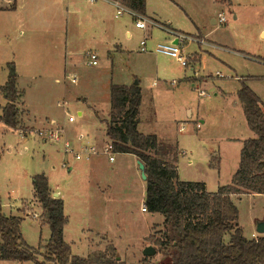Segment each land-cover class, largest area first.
<instances>
[{"label":"rangeland","instance_id":"1","mask_svg":"<svg viewBox=\"0 0 264 264\" xmlns=\"http://www.w3.org/2000/svg\"><path fill=\"white\" fill-rule=\"evenodd\" d=\"M91 1L0 0V88L7 82L8 64L14 63L23 94V100L16 102L23 115L20 130L0 121V208L8 216L22 218V237L30 247L45 246L51 230L43 223V210L34 200L32 187L33 177L45 174L53 191L65 201L69 221L64 235L74 256L87 258L115 247L118 260L138 264L145 248L153 246L156 252L151 258L156 263L168 262L154 244L163 238V216L142 212L146 182L135 158L114 153L110 161L102 153L109 144L102 120L108 118L110 84H127L133 78V83L139 81L140 86L152 89L154 82L173 84L184 76L208 80L201 87L206 97H198L194 106L205 121L198 136L204 146L196 149L187 136L177 146V123L168 103L156 106L161 111L157 124L142 127L166 136L180 155L183 149L192 151L193 165L187 164L190 154H177L181 181L204 183L208 192H217L232 183L244 141L256 137L237 97L241 79H246L264 106V0H238L242 6L230 8L219 7L216 0H146L149 17L172 23L188 35L207 34L209 43L201 46L186 36L187 68L156 53L157 46L166 43L164 31L154 27L147 33L136 28V19L128 12L116 18V6ZM97 9L101 10L99 18ZM219 13L228 22L213 26L212 19ZM121 24L118 47L111 46L114 29ZM147 34V51L142 52L140 43ZM66 46L67 69L63 63ZM90 49L99 53L98 66L87 64L85 53ZM195 53L201 54L200 59L195 60ZM5 105L0 92V114ZM70 117L75 120L70 122ZM46 129H61L60 141L40 138L38 132ZM66 141L74 154L65 153ZM92 147L98 154L87 159L84 151ZM204 149L213 152L208 162ZM77 152L84 155L77 159ZM71 166L73 171H69ZM234 202L244 235L260 236L257 228L264 222V195H246ZM39 260L44 261L43 255ZM0 264L36 263L0 260Z\"/></svg>","mask_w":264,"mask_h":264},{"label":"trees","instance_id":"2","mask_svg":"<svg viewBox=\"0 0 264 264\" xmlns=\"http://www.w3.org/2000/svg\"><path fill=\"white\" fill-rule=\"evenodd\" d=\"M117 1L138 16H146V0ZM9 76L0 92L7 101L0 121L12 130H20L22 112L16 102L23 97L18 88L14 63L8 64ZM237 95L255 138L244 141L239 168L232 183L215 193L204 183L179 179L178 150L161 142L156 135H144L139 129L142 102L140 82L131 86L111 85V110L106 135L116 154H131L145 166L148 213L163 216V238L154 240L159 253L170 261L156 263L144 257L138 264H264V235L247 238L239 223L234 198L264 195V106L261 98L241 79ZM24 113V112H23ZM35 198L43 210L44 224L51 238L38 249L22 237V218L6 216L0 208V260L46 264H128L118 260L117 249L95 252L87 258L74 256L65 240L64 200L54 198L45 174L32 179ZM43 250V252H41ZM43 255L44 261L39 260Z\"/></svg>","mask_w":264,"mask_h":264},{"label":"crops","instance_id":"3","mask_svg":"<svg viewBox=\"0 0 264 264\" xmlns=\"http://www.w3.org/2000/svg\"><path fill=\"white\" fill-rule=\"evenodd\" d=\"M68 1L72 2V0H68ZM96 1L97 0L91 1V2H96ZM103 1L106 4H109L111 7L116 6V4L113 1H110V0H103ZM57 2H58V0H53V3H57ZM216 2L219 4V7H222V8L236 7L237 5L240 7L242 6V4L238 0H216ZM14 5L15 4L13 3L12 6H14ZM6 10H8V8ZM126 12H128L130 14V16H132V18H135L136 21L138 20L139 16L136 15L135 13H133L132 11L127 9ZM124 13H123V15H124ZM100 14H101V10L97 9L96 15L98 18L100 17ZM221 14L222 13H219L218 18L215 17L212 19V25L213 26H218L219 17ZM115 17L119 18V17H117V12H116ZM144 18L148 21L146 29L145 30L140 29L137 26H136V28L143 30V31L148 33V30L150 32L151 29H153L154 27H157V28H159L165 32L164 37H165V39H167L165 42L178 44L177 35H185V36H189V38L193 39V42L199 43L200 46L203 44L206 45L207 43H209L207 40V34H205V32L199 31L196 34H193V35L189 34L188 35L185 32H182L181 30H178L177 28L173 27L172 23H163V22H160L159 20H157L156 18L149 17L148 15H146ZM235 19H237L236 15H235ZM227 22H228V20H227ZM121 29H122V24L114 29V34L112 35L113 37L110 40L111 46H117L118 47V44L120 41L119 37H120ZM128 35H130V34L128 33ZM145 38L148 40L150 38V35L147 34L145 36ZM195 38H197L198 41L195 40ZM67 42H69V38H67ZM185 45H188L187 41L184 44H182V46H181L182 52H184V50H185V48H184ZM68 49L69 48L66 46L65 56L63 57V63L65 66V69H67V66L70 64L68 62ZM88 52H95L99 56V53L97 52V50H91L90 49L85 53V55ZM194 55H195L194 57H196L195 60H197V58L200 59V57H201V54H198V53H195ZM164 56H166V55H164ZM167 57H169V56H167ZM169 58H172V57H169ZM172 59H174V58H172ZM185 68H187V67H185ZM193 70L196 71L194 69V67H193ZM156 74L158 76H160V68L159 67L157 68ZM195 76H197V73L195 74ZM184 77L185 78L183 79V81H182V79H179L177 82H176V80H174L173 84L168 83V82H166V83L162 82L163 85H161L160 82H158L157 84H156V82H154L153 86H155V88H152V89L144 88V86H140L141 90H142V102H141L140 113H139L138 129L142 134H144V135H156L161 142L168 144L169 143L168 141H170V140H167L166 136L162 137V138H164V139H162L159 136V133L158 134L151 133V131L145 130L142 127V126L149 127L150 123L154 122V121L157 124L160 120V118L158 117V114H161V111L156 106H159L162 103L165 105L168 103L169 104L168 108H169V111L171 113V117H172L173 121L177 123V125H175L177 128V133H179L178 137L176 136L177 137L176 138L177 139V146L178 145L180 146L181 141H185V140H182L181 137L187 136L188 138H190L189 139L190 142L193 145H195L196 147L195 146L194 147L197 149V147L199 145L204 146V144H205L204 140L198 138L202 127L205 125V121L200 118V115L198 113L196 114V112H195L196 110H195L194 106L197 103L198 97L199 98L206 97L207 94L204 93V91L202 90L201 87H202L203 83L208 82V80H205L206 78H204V77H202V78L192 77L193 79L188 78L187 76H184ZM237 78L240 80V77H237ZM133 80H134L133 78L132 79L130 78V82H128L127 84H120V85L131 86V85L135 84V82L133 83ZM56 81L60 82L59 79H57ZM111 85L112 84H110V89H111ZM238 91H237V93H238ZM237 97H238V95H237ZM21 100H23V97L21 98ZM6 103H7V101H6ZM155 107H156V109H155ZM110 110H111V92H110V109L108 112V118L103 119L100 117V119H103L102 120L103 122L109 119ZM148 110H149V112H147ZM96 113H97V111H96ZM79 115H82V112H80ZM105 126H106V124H105ZM182 128H183V130H182ZM109 143H111L110 139H109ZM11 150L12 149L10 148V151ZM204 150H205L204 151V153H205L204 159L208 162L209 161V155L208 154H212L213 152L211 149H210V151H208L206 149H204ZM74 153H75V151H74ZM181 153H182L181 155L183 157H188L190 154V156L188 157L187 164H189V165L194 164L193 159L191 157V155L193 154L192 151L188 152L186 149H183ZM76 155H79V157L76 156V158L80 159L81 155H84V154H83V152L82 153L77 152ZM125 155L132 156L133 158H135L136 163H138L139 160L137 157H135L131 154H125ZM178 155H180V154H178ZM86 156H87V159H89L91 156H94V155H89V156L86 155ZM215 156L216 157H214V159L216 161L219 160V157H217L216 153H215ZM178 159H179V157H178ZM73 170H74V166H71L69 171H73ZM178 170H179V175H181L182 163L180 162V159L178 160ZM32 187H33V185H32ZM51 192L53 194V197L55 194H57L58 197H60V194L53 191L52 188H51ZM33 194H34V198H35L34 188H33ZM34 200H35V202H38L36 200V198ZM64 205H65V201H64ZM25 206H27V205H25ZM64 210H65V206H64ZM6 216H8V215H6ZM64 234H65V231H64ZM253 237H255V235H253Z\"/></svg>","mask_w":264,"mask_h":264},{"label":"built area","instance_id":"4","mask_svg":"<svg viewBox=\"0 0 264 264\" xmlns=\"http://www.w3.org/2000/svg\"><path fill=\"white\" fill-rule=\"evenodd\" d=\"M95 1V0H92ZM116 4L117 7V17H120L123 15L124 12H126L127 8L122 6L119 2L117 1H113ZM147 20L144 17L139 16L138 20L136 21V26L140 29H146L147 27ZM227 23V19L225 16L220 15L219 17V24L223 25ZM177 39H178V44H174V43H170V42H166L163 44H159L156 48V53L158 54H162V55H166L169 57H172L174 59H176L183 67H188V65L190 64V59L188 60V58H186L183 55L182 52V44H184L186 41H189V38H187L185 35H177ZM191 41H193V39L190 38ZM141 51L142 52H146L147 51V39L145 38L141 43ZM86 58H87V64L90 66H97L99 64V56L95 53V52H88L86 54ZM72 82H76V78L73 79ZM75 119L74 117H70L69 121L73 122ZM183 130V128H182ZM23 137V134L20 133ZM61 134H62V130H53V129H46V130H42L38 132V135L40 138H42L44 141H53V142H59L60 138H61ZM64 151L67 154H74V150L71 149L70 144L68 142H65L64 144ZM102 153L105 155L109 156L110 161H114V151H113V145L111 143L107 144L103 150ZM85 155H96L98 154V150L95 147L92 148H88L85 149L84 151ZM77 157H79V155H76ZM143 212H147L146 208L144 207L142 209ZM31 213H28V216H30ZM33 217L35 219L39 218V215H37L36 213L33 214Z\"/></svg>","mask_w":264,"mask_h":264},{"label":"water","instance_id":"5","mask_svg":"<svg viewBox=\"0 0 264 264\" xmlns=\"http://www.w3.org/2000/svg\"><path fill=\"white\" fill-rule=\"evenodd\" d=\"M135 84H138V81H136ZM138 165H139V168H140V170L142 172L143 179L146 180L147 176L145 174V166L143 165V163L140 160L138 161ZM57 197H58V195L55 194L54 198H57ZM257 232L259 233V235H264V222H261V223L258 224ZM155 252L156 251H155L153 246H148V247L145 248V250L143 252V255L145 257H152V256L155 255Z\"/></svg>","mask_w":264,"mask_h":264}]
</instances>
